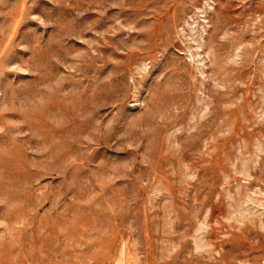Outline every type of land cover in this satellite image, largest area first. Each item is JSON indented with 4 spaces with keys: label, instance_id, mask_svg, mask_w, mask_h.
Listing matches in <instances>:
<instances>
[{
    "label": "rangeland",
    "instance_id": "rangeland-1",
    "mask_svg": "<svg viewBox=\"0 0 264 264\" xmlns=\"http://www.w3.org/2000/svg\"><path fill=\"white\" fill-rule=\"evenodd\" d=\"M0 264H264V0H0Z\"/></svg>",
    "mask_w": 264,
    "mask_h": 264
}]
</instances>
